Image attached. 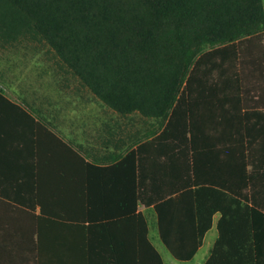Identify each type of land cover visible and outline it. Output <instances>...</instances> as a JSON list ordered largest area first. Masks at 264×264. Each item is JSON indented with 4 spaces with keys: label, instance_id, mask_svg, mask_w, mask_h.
Here are the masks:
<instances>
[{
    "label": "crops",
    "instance_id": "0c3cea01",
    "mask_svg": "<svg viewBox=\"0 0 264 264\" xmlns=\"http://www.w3.org/2000/svg\"><path fill=\"white\" fill-rule=\"evenodd\" d=\"M257 42L243 45L239 91L226 95L222 109L215 111L207 95L197 97L204 99L194 105L193 122L204 134L193 147L175 131L163 132L165 124L154 117L108 106L61 61L0 49V264L155 262L143 242L144 226L163 264L199 258L196 264H203L219 236L222 210L229 229L254 223V258L264 262V217H251L250 200L240 198L253 196L264 213V36ZM216 129L226 133L218 142ZM246 131L260 151L254 170L245 166L252 178L244 186L246 160L239 151ZM215 181L235 192L223 190L218 199ZM184 187H206L205 221L218 208L193 256L179 261L161 240L154 205L169 201L162 208L166 221L178 236L186 225L191 243L196 220ZM234 197L240 206L228 216Z\"/></svg>",
    "mask_w": 264,
    "mask_h": 264
},
{
    "label": "trees",
    "instance_id": "16d2710c",
    "mask_svg": "<svg viewBox=\"0 0 264 264\" xmlns=\"http://www.w3.org/2000/svg\"><path fill=\"white\" fill-rule=\"evenodd\" d=\"M263 36L262 0H0L1 50L22 59L39 53L61 61L108 106L154 117L165 124L163 132L175 131L190 147L204 134L193 122L194 105L204 99L197 97L207 95L215 111L220 104L222 109L226 95L239 91L243 45L253 47ZM217 112L216 128L221 122ZM222 134L226 133L216 129L213 141H220ZM245 135L246 146L240 148L239 156L246 160L244 170L250 165L253 171L260 149L253 145L252 131ZM251 173L244 171V186ZM213 184L220 188L213 191L218 199L223 190L235 192L231 184ZM191 188L184 187L181 194L192 197L196 235L192 230L191 243L186 225L179 228L178 236V229L166 221L162 208L169 201L154 205L161 240L179 261L193 256L210 226L211 213L218 208L215 205L205 221L207 189ZM242 196L250 200L251 206H245L251 217L255 212L264 217L254 206L253 196ZM236 205L240 206L238 198H231L228 216ZM224 223L222 210L219 236L203 264H264L254 258L259 253L254 223L240 230ZM142 237L155 262L138 264H163L147 241L145 226ZM241 239L252 243H240Z\"/></svg>",
    "mask_w": 264,
    "mask_h": 264
},
{
    "label": "rangeland",
    "instance_id": "374dc122",
    "mask_svg": "<svg viewBox=\"0 0 264 264\" xmlns=\"http://www.w3.org/2000/svg\"><path fill=\"white\" fill-rule=\"evenodd\" d=\"M44 56H45V55H42V54H39V53H37L36 55H32V54H30V55L28 56V59H29V58L40 59V58H44ZM165 253H168V252H165ZM167 255H168V254H167ZM199 255H200V254H199ZM199 255H198V256H199ZM198 256H197V257H198ZM199 260H200V258H199V259H196L195 262H194V264L198 263Z\"/></svg>",
    "mask_w": 264,
    "mask_h": 264
}]
</instances>
